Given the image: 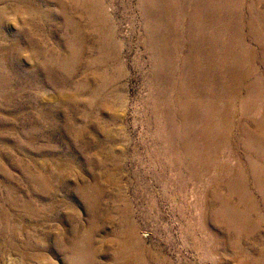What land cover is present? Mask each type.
<instances>
[{
    "label": "rangeland",
    "instance_id": "1",
    "mask_svg": "<svg viewBox=\"0 0 264 264\" xmlns=\"http://www.w3.org/2000/svg\"><path fill=\"white\" fill-rule=\"evenodd\" d=\"M0 264H264V0H0Z\"/></svg>",
    "mask_w": 264,
    "mask_h": 264
},
{
    "label": "water",
    "instance_id": "2",
    "mask_svg": "<svg viewBox=\"0 0 264 264\" xmlns=\"http://www.w3.org/2000/svg\"><path fill=\"white\" fill-rule=\"evenodd\" d=\"M147 235V234H146Z\"/></svg>",
    "mask_w": 264,
    "mask_h": 264
}]
</instances>
